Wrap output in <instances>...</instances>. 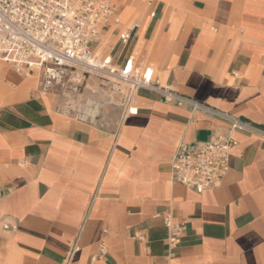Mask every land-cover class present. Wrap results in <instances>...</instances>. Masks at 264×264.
I'll use <instances>...</instances> for the list:
<instances>
[{
  "label": "crops",
  "instance_id": "obj_1",
  "mask_svg": "<svg viewBox=\"0 0 264 264\" xmlns=\"http://www.w3.org/2000/svg\"><path fill=\"white\" fill-rule=\"evenodd\" d=\"M114 5L121 24L101 48L115 61L132 53L160 84L264 129V0ZM28 76L0 62V264H61L74 241L71 264H93L99 242L98 264H264V138L235 130L229 170L198 193L172 180V156L224 122L141 88L135 114L107 107L109 125L90 126L57 114ZM168 212L187 223L175 248Z\"/></svg>",
  "mask_w": 264,
  "mask_h": 264
},
{
  "label": "built area",
  "instance_id": "obj_2",
  "mask_svg": "<svg viewBox=\"0 0 264 264\" xmlns=\"http://www.w3.org/2000/svg\"><path fill=\"white\" fill-rule=\"evenodd\" d=\"M121 24L114 0H0V61L21 76L35 74L43 94L58 97L55 112L90 126L105 127L110 121L105 108H118L123 117L135 114V96L149 88L177 107H188L215 117L226 124L224 131L205 140L180 142L172 156V180L198 193L212 189L229 170L233 132L243 130L264 138V129L184 95L153 79L150 64L128 54L123 61L113 59L110 49L101 48L103 33ZM139 25L131 23L119 33L124 48L136 35ZM166 242L178 245L186 221L170 212L163 216ZM145 240L141 231L132 236ZM79 250L77 241L61 264H71ZM91 256L93 264L104 253Z\"/></svg>",
  "mask_w": 264,
  "mask_h": 264
},
{
  "label": "rangeland",
  "instance_id": "obj_3",
  "mask_svg": "<svg viewBox=\"0 0 264 264\" xmlns=\"http://www.w3.org/2000/svg\"><path fill=\"white\" fill-rule=\"evenodd\" d=\"M0 62H2V61H0ZM28 78L31 79L34 82V86L39 89V79H38V77L34 74L32 76H28ZM42 95H44V94L42 93ZM116 109L119 110L118 108H116ZM104 111L106 112V110H104Z\"/></svg>",
  "mask_w": 264,
  "mask_h": 264
}]
</instances>
